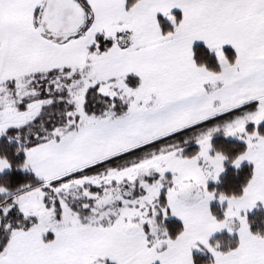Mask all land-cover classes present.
Wrapping results in <instances>:
<instances>
[{"label": "snow or ice", "instance_id": "1", "mask_svg": "<svg viewBox=\"0 0 264 264\" xmlns=\"http://www.w3.org/2000/svg\"><path fill=\"white\" fill-rule=\"evenodd\" d=\"M0 264H264V0H0Z\"/></svg>", "mask_w": 264, "mask_h": 264}]
</instances>
